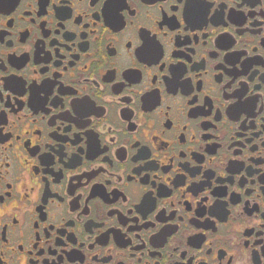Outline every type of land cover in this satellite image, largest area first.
<instances>
[{"label":"flooded vegetation","instance_id":"af4514ba","mask_svg":"<svg viewBox=\"0 0 264 264\" xmlns=\"http://www.w3.org/2000/svg\"><path fill=\"white\" fill-rule=\"evenodd\" d=\"M0 264H264V0H0Z\"/></svg>","mask_w":264,"mask_h":264}]
</instances>
